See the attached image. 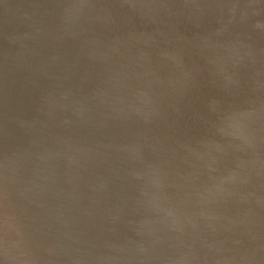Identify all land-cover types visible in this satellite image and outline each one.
I'll return each mask as SVG.
<instances>
[{
	"label": "water",
	"instance_id": "1",
	"mask_svg": "<svg viewBox=\"0 0 264 264\" xmlns=\"http://www.w3.org/2000/svg\"><path fill=\"white\" fill-rule=\"evenodd\" d=\"M0 264H264V0H0Z\"/></svg>",
	"mask_w": 264,
	"mask_h": 264
}]
</instances>
